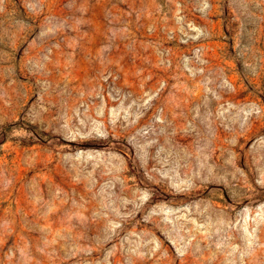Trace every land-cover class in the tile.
<instances>
[{
  "label": "rangeland",
  "instance_id": "1",
  "mask_svg": "<svg viewBox=\"0 0 264 264\" xmlns=\"http://www.w3.org/2000/svg\"><path fill=\"white\" fill-rule=\"evenodd\" d=\"M0 264H264V0H0Z\"/></svg>",
  "mask_w": 264,
  "mask_h": 264
}]
</instances>
